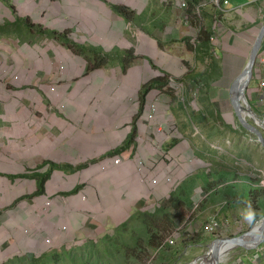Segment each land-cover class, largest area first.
Masks as SVG:
<instances>
[{"label":"crops","instance_id":"0c3cea01","mask_svg":"<svg viewBox=\"0 0 264 264\" xmlns=\"http://www.w3.org/2000/svg\"><path fill=\"white\" fill-rule=\"evenodd\" d=\"M161 10L151 0H0V264L72 247L80 249L67 254L78 255L92 243L106 264H120L123 251L110 244L120 229L134 235L142 213L165 227L175 222L148 253L177 230L197 242L180 250L208 248L203 226L214 215L221 237L264 220V147L241 124L236 102L247 104L235 88L255 43L251 31L264 26V0L217 8L210 17L222 10L233 21L228 32L222 21L205 25L214 43L185 45L187 14ZM135 27L153 31L151 43L138 47ZM64 44L73 53L62 56L61 70ZM262 77L260 53L246 91L253 125L264 120ZM175 78L184 84L178 90L167 86ZM239 184L247 191L233 190ZM261 246L243 248L249 262L237 264L262 256ZM185 254L160 263L185 264Z\"/></svg>","mask_w":264,"mask_h":264},{"label":"rangeland","instance_id":"374dc122","mask_svg":"<svg viewBox=\"0 0 264 264\" xmlns=\"http://www.w3.org/2000/svg\"><path fill=\"white\" fill-rule=\"evenodd\" d=\"M151 1L155 2V5L157 7H159V10L161 12H162L161 9H170V8H172V10L179 9L184 14L185 13L187 14L188 20L186 21V23L188 24V27H190L189 28L190 29V34L188 35V39H186V43H184L185 45L188 44L189 41L191 42V44H193L195 42L196 43L201 42V40H202L201 29H202V27H205V25L206 26L207 25H210V26L213 25V27H214V24H216V21H217V27H219L218 22L222 21L224 24L222 23V25H221L222 27L221 28H223L224 32H228L229 29L232 27L233 19H232V16L228 15V12H225V11L221 10V16H218V15L215 14L214 18L210 17L212 15V13H214V11L217 8H219V7L221 8L220 0H151ZM184 3H186V4H184ZM155 12H156V10H155ZM155 16H157V14ZM164 16H165L166 19L169 18V15L167 13H165ZM153 23H157V18L152 21V24L150 26L148 25L147 27H152L154 25ZM253 24H255V23H253ZM242 30L243 29L238 30V31H242ZM259 30L260 29L255 27V26L252 29L251 35H253V39H252L253 42H255V39H256V36L259 33ZM132 33H133V39H135V42H136V43L135 42H133V43H135L138 47H139L141 42H150L151 43V39L150 38L153 37V31L151 33H148L146 31H143L140 28L137 29L135 27V30ZM214 33H215V31H214ZM137 35H139V39H138ZM141 35H144L145 40L143 38H141ZM212 36H214V35H212ZM202 42H203V40H202ZM211 42L214 43L215 39H214V41L211 40ZM218 44L219 43H218V39H217L216 43L214 44L216 50H218V48L220 47ZM253 46H254V44L249 47L247 60L245 62V65L243 64L240 67V70L244 69V67L246 66L247 61H248V59L250 57V53H251V50H252ZM141 47L145 50L146 54L149 53L148 52V50H149L148 49V45L141 44ZM25 48H26V50L31 51L29 47H25ZM59 50H60V55H61V56L59 55V62H60L59 66H60V68L62 70V69H65V66H66V63L64 62L62 56L63 55L69 56L71 53H73V51L69 48L68 44L61 45ZM79 52H80V50H79ZM202 52H204V51H202ZM224 52L227 53V54L228 53L229 54H233V52H230L229 50H224ZM204 55L206 56L205 53H204ZM187 66H188V69H189L190 66L189 65H187ZM56 67H57V65H56ZM154 69H155V72L157 73L158 71H157V67L155 66V64H154ZM12 73H13V70L10 71V75H12ZM170 81L168 82L167 86L169 87V86L173 85L174 88L177 89V90L179 88H181L182 85H184L182 83V80H180V78H175L174 81H172V80H170ZM44 82L46 83L45 84V86H46L51 81L48 80V79H45ZM254 92L255 93L258 92V87L255 88ZM244 112H246V111H244ZM249 114L247 113L248 116H249ZM254 121H255V119H254ZM241 131L245 132V130L243 128H241ZM260 181H261V178L258 177L255 182H258V184H260ZM242 189L244 191H247L248 187L245 186V185H241V184L236 185V186L233 185V190H237L238 194L240 193V191L242 192ZM260 189H262V187H260ZM186 221H188V223H191L192 226H195V225H197L199 223L198 219L195 222H193V221L190 222V218L189 219L187 218ZM172 224L174 225L175 222H173ZM260 224H258L257 226H259ZM186 225H187V223H186ZM137 235H138V238H137L138 241L145 240V238L148 236V230L146 231V233H142V231H139ZM168 235H169V233L167 234V236ZM173 235L175 236L174 237L175 243L174 244H170L171 246L164 245L162 250H160L159 252L157 251L156 253L155 252L150 253L149 254V259L147 261L140 262L139 261V255H137L135 257V260H138L140 264H161L160 262L168 261L172 257H177L184 251V252H186V254L183 255V256H185V259H184L185 264H200L203 261H204V264H206L209 260H211V262L213 261L211 255H209L210 254L209 253L210 252L209 247L208 248H204L202 250L195 249V248L184 250V248H188V246H190V244H196L197 243V242H195V238H194V235H192V233H191V235L193 237H191L189 239H186V238L183 239L181 237L180 230H177ZM190 239H192V240H190ZM202 239H203V237H202ZM211 244H212V240H211L209 246ZM180 245L184 246L183 250H180V248H179ZM261 245H260V247H262ZM79 249H80L79 247L76 248V249H75V247H72L68 251H60V252L56 251V252H52V253H47L45 255H41L42 257L41 256H39V257L36 256L35 258L31 257L30 258L31 260L25 261L24 264H85V263H83L85 261L84 256H70V257H67L68 256L67 253H70L72 251L79 250ZM221 250H223V248ZM244 252H245V250L243 248H240V247L232 248L227 253H225L222 258L220 257L219 264H237V262L247 263L249 261H248L247 258H245L244 254H243ZM125 254H126V252H124L122 255H125ZM53 255H56L55 258L53 257ZM122 255H120V257H119L120 259H121ZM252 255L254 256V253ZM252 255H249V256L251 257ZM45 256L47 258L44 259ZM112 256L113 255H109L110 258H112ZM105 257L107 258V256H105ZM94 258H96V257L92 256V259H94ZM141 258L143 259L142 256H141ZM205 259H207L208 261H206ZM96 260H97V258H96ZM249 260H250V262H252L250 264H253V261L251 260V258ZM88 261L90 262L89 264H99V263L94 262L93 260H88ZM104 264H106V263H104ZM120 264H127V262H125L123 260V262H121Z\"/></svg>","mask_w":264,"mask_h":264},{"label":"water","instance_id":"95a60500","mask_svg":"<svg viewBox=\"0 0 264 264\" xmlns=\"http://www.w3.org/2000/svg\"><path fill=\"white\" fill-rule=\"evenodd\" d=\"M263 44H264V26L261 29L260 34L258 35L254 43V46L251 50V54L249 57V61L246 65L244 72L240 75L239 78H237L235 82V88H239V93L242 99L247 104V107H242V105L239 103L240 102L239 100H238L239 102H236L237 113L239 114V119L241 121V124L247 131H250L251 133L255 134L258 137V141L264 147V125L263 123H261L264 122V120L261 119L260 123L253 125L250 124L246 119L247 113H250L249 115L254 114L247 100L246 91L248 89L249 84L253 80L255 65L259 59V55L261 53ZM243 113H245V117L243 116L244 115ZM263 242H264V220L261 221V224L259 226H256L248 233H245L241 236L222 237L213 240L212 244L209 246L210 247L209 255H211L212 257L213 264H219L220 262L219 254L221 252L223 245L231 244L233 246L232 248L240 247V248L255 250L259 248ZM205 260L208 261L207 259ZM208 262L211 263V260H209ZM200 264H204V261L201 262Z\"/></svg>","mask_w":264,"mask_h":264},{"label":"trees","instance_id":"16d2710c","mask_svg":"<svg viewBox=\"0 0 264 264\" xmlns=\"http://www.w3.org/2000/svg\"><path fill=\"white\" fill-rule=\"evenodd\" d=\"M220 2H221V7H223L225 5V1L220 0ZM120 10L122 11L125 9H120ZM124 13H125V11H124ZM52 34L56 35L55 33H52ZM201 34H202V40H204V38H205L206 42L211 41V37H212L211 35H213L212 29H205V27H202ZM76 49H77V51L80 50V53L84 52L83 46H77ZM263 50H264V44H263L261 51H263ZM154 83H156V81H154L151 84L153 85ZM178 196H180V194H178ZM141 218L145 219V220L142 222V226L140 227V229H138V231H136L134 233V235H132L129 238H125L123 235H121L122 231L120 229V231L118 233V235L120 234L119 237L117 239H115L114 241H112L110 244V250H114V247H116L119 244V246H120L119 250L120 251L122 250L123 253L126 252V254L122 255V257H121L122 262H123V260L125 262H129L131 260H134L137 255H139V261L140 262L147 261L149 259L150 253L145 251L146 245L149 244V245H152L153 247L156 245L157 246L162 245V241L165 239L164 236L166 235V239H167V234L169 233L170 228L174 227V225L170 226V228L163 226V224L159 225V222L152 220L153 218L149 217L148 214L142 213ZM147 230H148V236L145 238V240L138 241L137 240L138 232L142 231V233H146ZM125 244H127L126 247L124 249H122L123 245H125ZM168 245L171 246L170 244H167V246ZM81 252L82 253H79L78 255L68 254L67 257L84 256L85 261L83 263H85V264L90 263L88 260H93L94 262L99 263V264L105 263V261H103L104 256L100 253V250L96 251L94 243H92V245H88L86 248H83L81 250ZM132 252H136V253L131 254ZM56 255H53V257L55 258ZM92 256H95L97 258V260H96V258L92 259ZM141 256L143 257V259L141 258ZM45 258H47V257L45 256L44 259ZM253 264H261V263H253Z\"/></svg>","mask_w":264,"mask_h":264},{"label":"built area","instance_id":"2783aa9c","mask_svg":"<svg viewBox=\"0 0 264 264\" xmlns=\"http://www.w3.org/2000/svg\"><path fill=\"white\" fill-rule=\"evenodd\" d=\"M225 1V4L229 3L230 0H224ZM186 4V3H184ZM263 55H264V50H263ZM260 88L261 89H264V77L261 78V81H260ZM156 108L157 106H153L152 108V111L155 112L156 111ZM121 162V159L118 158L115 160V163H120ZM221 226H222V223L221 221L218 219V216L217 215H214L212 216L211 219H209L208 223H206L203 227L204 229V233L207 237H211L212 240H215L217 238H222L220 235H219V231L221 229ZM174 235L169 238L167 240V242L169 244H174L175 243V239H174ZM261 247L257 248V250H259ZM256 250V251H257ZM251 260L253 261V263H261V264H264V248L262 250V256L261 255H256V256H253V257H250Z\"/></svg>","mask_w":264,"mask_h":264},{"label":"bare ground","instance_id":"6f19581e","mask_svg":"<svg viewBox=\"0 0 264 264\" xmlns=\"http://www.w3.org/2000/svg\"><path fill=\"white\" fill-rule=\"evenodd\" d=\"M232 247H233V246H232L231 244H230V245H229V244H228V245H227V244L223 245V247H222L223 250H221V252H220V254H219V257L222 258V257L224 256L225 253H227L230 249H232ZM221 260H222V259H221ZM206 264H213V263H212V262H211V263L207 262Z\"/></svg>","mask_w":264,"mask_h":264},{"label":"clouds","instance_id":"9594fccd","mask_svg":"<svg viewBox=\"0 0 264 264\" xmlns=\"http://www.w3.org/2000/svg\"><path fill=\"white\" fill-rule=\"evenodd\" d=\"M261 53H263V51H261ZM260 57V55H259ZM245 218L249 221L252 222L254 220V213L250 210L246 213Z\"/></svg>","mask_w":264,"mask_h":264}]
</instances>
